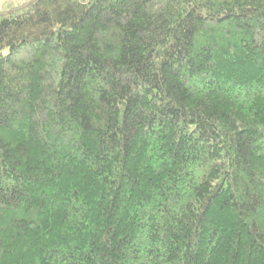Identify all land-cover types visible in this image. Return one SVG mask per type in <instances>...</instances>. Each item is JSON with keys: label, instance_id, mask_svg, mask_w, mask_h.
<instances>
[{"label": "trees", "instance_id": "trees-1", "mask_svg": "<svg viewBox=\"0 0 264 264\" xmlns=\"http://www.w3.org/2000/svg\"><path fill=\"white\" fill-rule=\"evenodd\" d=\"M0 264H264V0L3 13Z\"/></svg>", "mask_w": 264, "mask_h": 264}, {"label": "rangeland", "instance_id": "rangeland-1", "mask_svg": "<svg viewBox=\"0 0 264 264\" xmlns=\"http://www.w3.org/2000/svg\"><path fill=\"white\" fill-rule=\"evenodd\" d=\"M30 1L31 0H0V16L12 8L19 7ZM4 52H7V50Z\"/></svg>", "mask_w": 264, "mask_h": 264}]
</instances>
